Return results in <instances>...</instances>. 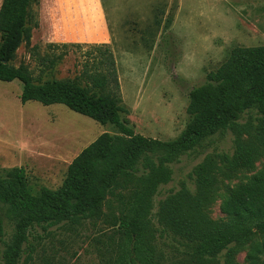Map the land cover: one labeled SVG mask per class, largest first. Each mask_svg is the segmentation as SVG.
<instances>
[{
    "label": "trees",
    "instance_id": "trees-1",
    "mask_svg": "<svg viewBox=\"0 0 264 264\" xmlns=\"http://www.w3.org/2000/svg\"><path fill=\"white\" fill-rule=\"evenodd\" d=\"M37 2L1 3L0 80L22 83V103H61L98 123L114 125L119 133L102 132L85 146L68 164L56 189L43 187L33 194L24 168L5 169L0 175V209L14 220L15 230L4 242L3 264H18L21 256L22 264L29 263L34 247L28 238L34 226L47 230L85 220L94 226L102 220L112 230L105 246L96 241L103 264H216L223 251V264H235L233 253L246 244L247 264H264V167L223 196L226 220H213L204 210L214 198L216 173L249 167L264 154V46H233L206 81L189 91L184 128L173 139L162 140L135 133L121 118L128 110L122 104L112 52L95 47L93 59L82 64L73 80L41 81L27 66L12 64L17 49L38 27ZM170 23L167 17L165 25ZM55 57L43 60L52 67ZM252 112L254 124L237 123ZM230 126L247 137H237L233 153L219 154V163L210 155L204 157L192 170L194 190L181 187L160 200L156 216L161 227H153V197L171 180L169 164ZM3 234L0 218V240ZM162 238H172L178 245L166 250L160 245H166ZM108 247L110 260L105 261Z\"/></svg>",
    "mask_w": 264,
    "mask_h": 264
},
{
    "label": "rangeland",
    "instance_id": "rangeland-1",
    "mask_svg": "<svg viewBox=\"0 0 264 264\" xmlns=\"http://www.w3.org/2000/svg\"><path fill=\"white\" fill-rule=\"evenodd\" d=\"M49 1L41 0L35 7L39 16L42 17L40 11ZM103 1L110 36L106 51L114 56L122 104L128 110L121 118L135 133L144 136L162 140L176 137L188 119L189 91L206 81L208 72L226 59L233 46H264V0ZM89 2L92 1L60 0L63 17L71 22L81 16L86 22ZM167 17L171 18L169 26L165 25ZM44 24V29L48 28ZM95 47L100 46L47 42L38 19V27L30 40L20 45L12 64L27 66L41 81L73 80L80 75L82 64L93 59ZM53 56L58 59L49 67L43 57ZM21 92L19 80H0V175L5 169L24 168L33 194L43 187L58 188L71 160L100 133H119L114 125L98 123L61 103L43 105L34 100L22 103ZM255 115L245 113L237 123L254 124ZM237 137L245 139L247 135L230 126L169 164L171 180L160 185L153 197L150 217L153 227H161L156 216L159 201L181 187L193 191V168L207 155L219 163V154H232ZM263 167L264 154H261L249 167L216 173L213 201L204 208L208 216L216 221L226 220L227 215L221 210L223 196ZM0 218L4 230L3 241L0 240V264H3L4 242L11 240L15 223L4 208L0 209ZM95 222V226L90 220L75 226L60 223L47 230L34 226L28 238L34 247L28 264H103L96 241L105 246L106 234L112 230L102 220ZM162 241L166 245H160L166 250L178 245L172 238ZM248 248L246 244L233 253L235 264H247ZM109 249L105 261L110 260ZM224 252L217 256L216 264H223ZM22 261L21 256L18 264Z\"/></svg>",
    "mask_w": 264,
    "mask_h": 264
},
{
    "label": "crops",
    "instance_id": "crops-1",
    "mask_svg": "<svg viewBox=\"0 0 264 264\" xmlns=\"http://www.w3.org/2000/svg\"><path fill=\"white\" fill-rule=\"evenodd\" d=\"M3 0H0V6ZM87 8L86 22L82 17L73 18L68 22L64 10L61 8L60 0H51L41 9L42 17L36 13L35 7L41 0L34 5V12L37 19H40V29L43 39L47 42H68L79 46L80 44L98 45L108 50L109 30L105 13V3L103 0H90ZM41 7V6H40ZM47 23L48 28L44 29ZM4 34L0 32V43ZM19 49V48H18ZM17 49V51H18ZM16 51V54L18 52Z\"/></svg>",
    "mask_w": 264,
    "mask_h": 264
}]
</instances>
